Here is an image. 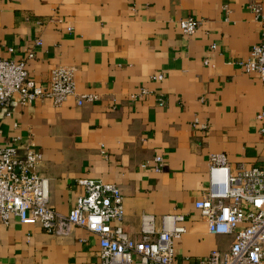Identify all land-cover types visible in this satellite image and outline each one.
I'll return each mask as SVG.
<instances>
[{
	"label": "crops",
	"instance_id": "obj_1",
	"mask_svg": "<svg viewBox=\"0 0 264 264\" xmlns=\"http://www.w3.org/2000/svg\"><path fill=\"white\" fill-rule=\"evenodd\" d=\"M250 5L264 13V0H0V58L23 61L43 88L54 67H71L75 93L98 96L54 107L46 99L20 106L11 95L0 105V148L19 157L32 140L35 173L60 215L81 194L75 181L89 178L119 189L130 235L142 214L183 216L174 264L226 251L233 236L208 234L192 204L207 188L210 154L231 169H264V82L239 65L260 39ZM187 17L201 21L189 36L177 24ZM0 264H100L97 237L11 219L0 224Z\"/></svg>",
	"mask_w": 264,
	"mask_h": 264
},
{
	"label": "built area",
	"instance_id": "obj_2",
	"mask_svg": "<svg viewBox=\"0 0 264 264\" xmlns=\"http://www.w3.org/2000/svg\"><path fill=\"white\" fill-rule=\"evenodd\" d=\"M248 9L260 27V39L239 65L244 73L254 74L264 82V13L258 5H250ZM177 24L181 34L189 36L199 28L201 21L187 17ZM40 44V40L34 41V46ZM214 49L215 46L210 45V51ZM7 51L11 53L12 49ZM26 57L32 59L33 52H28ZM203 64H208L206 58ZM150 79L160 81L162 77L154 75ZM146 93L142 89L133 98L138 100ZM13 94L18 96L20 106L46 99L56 107L73 97L74 105L81 107L98 99L93 93H75L71 67H54L43 88L28 78L23 61L0 58V105ZM196 123L194 120L193 125ZM152 160L153 171L159 172L161 158L154 156ZM39 162L40 155L32 140H27L24 153L19 157L12 147L0 148L1 225L6 226L15 219L22 224H36L56 235L65 234L70 227L81 228L97 237L100 264H174L173 241L184 233V228L178 226L183 221L182 215L142 214L137 235H130L122 225L124 211L119 189L89 178L75 181L81 194L73 207L60 215L48 205L47 179L35 173ZM192 208L208 234L233 236L226 251L213 250L195 264H264V169L243 165L231 169L223 154H210L207 188L193 202Z\"/></svg>",
	"mask_w": 264,
	"mask_h": 264
}]
</instances>
